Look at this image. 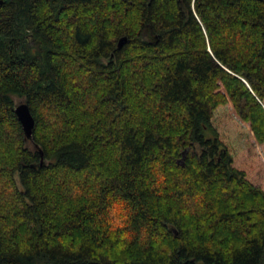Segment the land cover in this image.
<instances>
[{
	"label": "trees",
	"instance_id": "obj_1",
	"mask_svg": "<svg viewBox=\"0 0 264 264\" xmlns=\"http://www.w3.org/2000/svg\"><path fill=\"white\" fill-rule=\"evenodd\" d=\"M0 264H264V0H3Z\"/></svg>",
	"mask_w": 264,
	"mask_h": 264
},
{
	"label": "water",
	"instance_id": "obj_2",
	"mask_svg": "<svg viewBox=\"0 0 264 264\" xmlns=\"http://www.w3.org/2000/svg\"><path fill=\"white\" fill-rule=\"evenodd\" d=\"M3 3V0H0V4ZM127 42V38L124 37L122 39H120L119 41V48H122ZM15 113L19 119V121L21 122L22 126H23V130L26 136L27 140H32L33 138V130L35 127V119L31 113L30 107L28 105L27 102L22 101L19 104H17L16 108H15ZM42 156H43V152H41ZM186 154V152H185ZM184 154V155H185ZM184 158L181 160V162L184 163ZM44 162V160H42V163Z\"/></svg>",
	"mask_w": 264,
	"mask_h": 264
},
{
	"label": "rangeland",
	"instance_id": "obj_3",
	"mask_svg": "<svg viewBox=\"0 0 264 264\" xmlns=\"http://www.w3.org/2000/svg\"><path fill=\"white\" fill-rule=\"evenodd\" d=\"M149 39H151V40L153 39V37L150 36V34H149ZM22 101H24V100L16 99V103H17V104H19V103L22 102ZM28 147H29V148H32V145L29 144Z\"/></svg>",
	"mask_w": 264,
	"mask_h": 264
}]
</instances>
